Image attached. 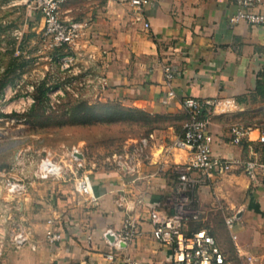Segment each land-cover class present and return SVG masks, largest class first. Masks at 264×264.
<instances>
[{
	"label": "crops",
	"instance_id": "0c3cea01",
	"mask_svg": "<svg viewBox=\"0 0 264 264\" xmlns=\"http://www.w3.org/2000/svg\"><path fill=\"white\" fill-rule=\"evenodd\" d=\"M17 5L15 15L25 22L22 30L29 35L41 31L40 14ZM258 8L264 10V0ZM236 9L232 0H157L138 19L129 0H64L61 18L85 25L83 48L74 59L76 70L107 78L104 90L86 88L85 97L139 108L154 122L148 134L128 140L129 151L142 137L149 140L134 171L88 165L100 195L96 205L78 196L70 180L36 178L33 169L21 176L0 167V173L31 177L28 190L9 201V211L32 230L37 241L35 248L8 246L0 264L90 259L108 264H170V248L153 234L152 216L174 209L176 174L164 168L186 160L185 150L172 146L189 119L184 97H235L236 108L211 115L215 152L240 161L264 154L258 127L249 139L239 143L232 139L235 122L264 125V25L231 22ZM147 19L149 28L144 25ZM13 50L19 52L17 46ZM164 64L175 73L171 84L166 83ZM17 65L14 78L19 74ZM50 74L44 73V84L51 81ZM171 87L175 95L165 102ZM3 200L0 197V208ZM194 206L199 216L190 221V229L206 228L213 233L230 264H244L247 256L254 257L255 264H264V182L260 176L252 179L236 165L217 181L197 186ZM128 213L136 218L140 232L119 246L106 232H121ZM52 216L59 219L58 228L64 232L55 242L45 238ZM109 252L115 255L113 261L106 258Z\"/></svg>",
	"mask_w": 264,
	"mask_h": 264
},
{
	"label": "built area",
	"instance_id": "2783aa9c",
	"mask_svg": "<svg viewBox=\"0 0 264 264\" xmlns=\"http://www.w3.org/2000/svg\"><path fill=\"white\" fill-rule=\"evenodd\" d=\"M132 10L138 19L144 16V9L157 0H129ZM237 9L230 15L231 22L245 20L251 24L264 25V10L258 8L262 0H232ZM64 0H20L15 4L24 5L30 12H38L43 21L42 42L46 49L54 53L58 67L57 77L59 83L50 86L48 94L58 98L70 95L72 97H85L83 90L94 88L104 90L107 87V78L103 75L92 76L90 71L76 70L74 59L76 51L83 48L81 38L84 35V24L78 21H67L60 16V7ZM146 28L150 21H144ZM19 32V31H18ZM65 49V52H58ZM52 56V55H51ZM89 57L93 58L92 53ZM53 58V56H52ZM166 83L171 84L175 73L169 64H164ZM175 95L173 87L168 91L165 102ZM183 105L189 114L181 135L176 137L172 146L185 150L186 160L166 166V170L176 174L175 194L173 197V211L153 212V234L170 248V264H230L216 237L206 228L190 229L189 223L198 218L199 211L194 206L197 186L207 182H215L230 173L236 165L252 179L261 177L264 182V154L262 157L250 156L245 160L230 159L217 154L213 147L214 134L210 128L211 115L215 112H229L236 108L235 97L207 96L200 97L187 95ZM260 128V139L264 141V125L235 122L231 126L234 142L249 139L251 132ZM148 138L142 137L132 151L118 155L119 166L123 171L131 172L136 169V162L140 159L148 145ZM117 155V154H116ZM18 158V157H17ZM19 160V158L17 159ZM87 156L78 144L70 147L69 152L61 159L56 158L52 152L41 158L35 167L33 176L40 179L70 180L74 184L75 193L91 205L99 203L100 195L96 191L92 172L88 167ZM25 173V172H24ZM31 183V177H18L15 174L0 173V197L5 200L0 208V257L8 246L21 248L29 245L37 246L32 230L22 222L15 219L9 211L12 207L9 201L25 193ZM5 194V196L3 195ZM6 197V198H5ZM2 201V200H1ZM232 219L228 220L231 222ZM49 226L45 238L49 242L62 239L64 232L58 228L60 222L55 216L48 218ZM114 233L108 230L107 233ZM139 224L136 218L128 213L124 219L121 232L114 233L115 242L121 246L138 233ZM106 258L115 259L113 252ZM65 264H108L98 260H71ZM244 264H255V258L247 256Z\"/></svg>",
	"mask_w": 264,
	"mask_h": 264
},
{
	"label": "rangeland",
	"instance_id": "374dc122",
	"mask_svg": "<svg viewBox=\"0 0 264 264\" xmlns=\"http://www.w3.org/2000/svg\"><path fill=\"white\" fill-rule=\"evenodd\" d=\"M15 1L0 0V167L23 176L48 151L61 159L78 144L93 169L103 165L122 170L118 155L129 151L132 137L151 131L153 117L118 102L50 96L44 73L52 71L50 85L55 88L54 53L44 47L42 30L34 35L22 30L25 22L15 15ZM16 46L19 52L14 53ZM16 65L19 74L14 78Z\"/></svg>",
	"mask_w": 264,
	"mask_h": 264
},
{
	"label": "water",
	"instance_id": "95a60500",
	"mask_svg": "<svg viewBox=\"0 0 264 264\" xmlns=\"http://www.w3.org/2000/svg\"><path fill=\"white\" fill-rule=\"evenodd\" d=\"M109 237H110L111 239H113V240H115V239H116V236H115V234H114V233H111V234H109Z\"/></svg>",
	"mask_w": 264,
	"mask_h": 264
},
{
	"label": "trees",
	"instance_id": "16d2710c",
	"mask_svg": "<svg viewBox=\"0 0 264 264\" xmlns=\"http://www.w3.org/2000/svg\"><path fill=\"white\" fill-rule=\"evenodd\" d=\"M259 84H261V80H260V82H259ZM42 87V86H41ZM46 90L45 89H43V92L42 93H44Z\"/></svg>",
	"mask_w": 264,
	"mask_h": 264
}]
</instances>
